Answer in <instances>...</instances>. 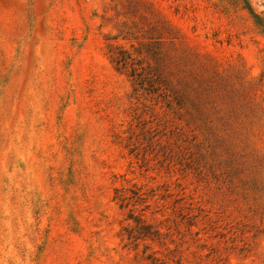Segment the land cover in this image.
<instances>
[{
    "label": "rangeland",
    "instance_id": "1",
    "mask_svg": "<svg viewBox=\"0 0 264 264\" xmlns=\"http://www.w3.org/2000/svg\"><path fill=\"white\" fill-rule=\"evenodd\" d=\"M246 5L264 15L0 0V264H264V31ZM120 46L157 47L167 70L186 53L205 103L135 93ZM143 224L159 239H136Z\"/></svg>",
    "mask_w": 264,
    "mask_h": 264
},
{
    "label": "trees",
    "instance_id": "2",
    "mask_svg": "<svg viewBox=\"0 0 264 264\" xmlns=\"http://www.w3.org/2000/svg\"><path fill=\"white\" fill-rule=\"evenodd\" d=\"M246 8L251 12L256 25L264 31V15L255 13L249 5H246ZM155 48L157 47L149 48L145 56L139 57L142 54L141 51L137 50L138 55L134 56L128 49L120 46L117 47V51L111 53L110 61L116 70L123 71L130 77L135 93L139 90L157 93L165 103L162 107L182 108L187 104V101L194 104L193 102L198 100L204 104L207 99V88L194 85L195 82L191 84L190 78L184 72L185 70L179 69L181 66L185 67L189 56L182 51L177 57L176 69L170 68L167 70L174 61L170 59L167 61L166 58L164 62L160 57V53L157 50L153 51ZM144 62L145 65H143ZM117 198L121 200V207L126 204V199L121 196H117ZM141 216L134 217L136 222L143 221ZM135 230L137 233L133 236L136 239L149 237L152 240H158L161 235L160 229H146L145 224ZM131 236L128 235L127 238H131Z\"/></svg>",
    "mask_w": 264,
    "mask_h": 264
}]
</instances>
